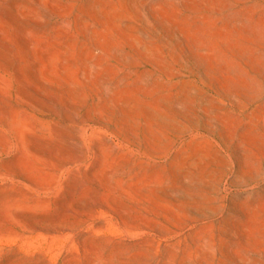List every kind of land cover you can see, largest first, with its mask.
Masks as SVG:
<instances>
[{
	"label": "rangeland",
	"instance_id": "1",
	"mask_svg": "<svg viewBox=\"0 0 264 264\" xmlns=\"http://www.w3.org/2000/svg\"><path fill=\"white\" fill-rule=\"evenodd\" d=\"M0 264H264V0H0Z\"/></svg>",
	"mask_w": 264,
	"mask_h": 264
}]
</instances>
